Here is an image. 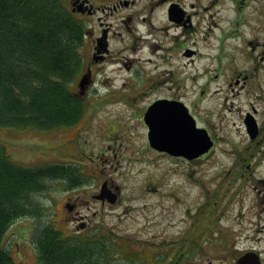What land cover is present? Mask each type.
Returning a JSON list of instances; mask_svg holds the SVG:
<instances>
[{"label":"rangeland","instance_id":"rangeland-1","mask_svg":"<svg viewBox=\"0 0 264 264\" xmlns=\"http://www.w3.org/2000/svg\"><path fill=\"white\" fill-rule=\"evenodd\" d=\"M141 2L123 9L122 14L132 10L140 13ZM259 3L263 9L264 3ZM217 7L220 5L214 8ZM230 14V18H235ZM81 16L89 20L90 26L93 24L91 28H95L94 15ZM106 20L112 28L120 29L116 14L107 15ZM204 24V21L200 22L198 30H205ZM260 24H264L263 14ZM237 25L233 22L230 26L237 29ZM240 29L245 30L244 36L250 34L247 25ZM143 34L116 33L111 38V56L94 74L95 83L86 91L89 100L86 116L76 128L47 132L0 131V140L7 145V153L18 163L41 166L76 160L75 164L86 178L81 186L72 189L64 188V182L55 178L48 179L39 201L29 199L28 206L41 207V214L15 219L5 234L8 248L19 264H36L32 235L39 226L50 224L66 236L77 232L76 222L65 219L68 214L63 202L70 196L87 200L86 204L79 205V210L88 218L89 228L99 225L113 235L115 242L124 244L122 254H114L111 264H132L126 256L142 264H193L189 238L194 231L200 233L207 227L210 230L225 229L224 235L222 239H214L211 246L201 248L203 250L198 252L195 260L197 263H206L204 258L208 255L216 264H235L234 255L229 252L233 240L239 247L254 240L255 246L264 248V196L259 192V188H264V181H253L251 177L244 178V181L238 179L243 164L234 163L230 142L222 144L228 152L217 147L196 160L162 156L145 150L139 110L162 92L161 88L148 84L145 78L165 68L176 71L183 67L184 71L187 65L172 57L165 62L154 56L149 59ZM161 35L157 34V37L161 38ZM194 40L199 55L194 59V66L189 64L187 71L195 68L191 76L195 79L199 97L197 118L203 121L209 115L218 123L215 118L223 96L219 93L212 99L208 91L222 87V81L210 82V89L202 96L198 91L204 88L205 75L210 73L206 66L212 65L213 61L207 54H215L218 40L208 33H195ZM234 42L229 39L219 47L221 58L226 51H235ZM164 44L169 45L167 40ZM200 74L204 76L198 77ZM129 97L133 100V107L124 101ZM211 101L215 108L209 107ZM110 122L112 130L106 129ZM236 138L241 139V135ZM239 147L235 146L232 151L250 157V148L239 151ZM244 173L248 174L247 169ZM103 180L118 186L119 194L113 202H106L101 207L100 202L91 196L98 192ZM92 211L96 212L95 216Z\"/></svg>","mask_w":264,"mask_h":264},{"label":"flooded vegetation","instance_id":"flooded-vegetation-1","mask_svg":"<svg viewBox=\"0 0 264 264\" xmlns=\"http://www.w3.org/2000/svg\"><path fill=\"white\" fill-rule=\"evenodd\" d=\"M138 1L140 0H94V3L90 0L76 1L77 3L88 4V7L82 6V13L85 15L92 13L96 20L95 28H88L85 31L88 43L85 47L87 60L84 65L85 69L87 66L91 69V78L87 89L94 83V74L101 63L111 56L110 40L112 37L114 38L116 33H144L142 38H144L149 59L150 56H154L156 59L159 58L165 62L166 59L172 57L187 65L184 71L181 69L183 67L177 68L176 71L173 68H165L164 71L145 78L148 84L162 90L161 94L152 98L148 103H144L139 110L144 128L142 136L145 140V145H143L145 150L149 149L151 153L162 156H171L165 151L152 148L148 142L149 119L145 118V114L150 103L162 100L161 107L163 110L175 116L176 119H180L177 116L183 108L180 104L182 102L197 125L201 126L200 124L203 122L204 125L202 126L205 127L211 141L209 142L210 147L204 154L200 155V158L212 153L217 147L224 153L228 152V148L222 146V144H227V141L231 143L232 150H235V146L239 147V145H241L237 148L239 151L241 149L246 151L250 148L251 151L248 153L250 157L231 150L234 163L243 164L241 167L243 171L238 173V179L244 181V178L249 179L251 177L253 181H264V24H260L261 15H264V8L262 9V5L259 3L260 1L264 3V0H142V5L139 8L140 13L132 10L122 14L123 9L134 7ZM216 5H220L222 10L218 7L214 8ZM245 5V9H243ZM112 13L117 15L120 29L112 28L106 20V16L112 15ZM229 13L235 18H230ZM202 21L205 22L206 29L198 30L197 26ZM233 22L238 24L237 29H232L230 26ZM252 22L253 25H251ZM132 23H135L134 29ZM246 25L250 34L244 36L245 30L240 29V27L245 28ZM195 33H208L210 37H216L218 40L215 54L211 55L210 52L207 54L213 61L212 65L207 64L208 66H206L210 73L205 75L207 79L203 85L204 88L198 90L199 95L202 96L204 91L210 89V82L222 81V87L208 91L212 99L219 93L223 96L218 105L217 118H215L218 123L214 122L209 115L204 117L203 121L197 118L199 97L197 96L195 79L191 76V72H194L195 68L191 69L192 71H187L189 64L194 66L196 57L199 55L195 46ZM261 33L263 34L260 35ZM104 34L106 36V48L102 45L103 40L100 42L101 46L97 43V39L102 38ZM157 34L163 35L158 38ZM229 39L235 40L232 46L235 51H226L223 57L225 59H223L219 47ZM135 40L136 38H133L136 43ZM166 40L169 45L164 44ZM125 67L129 69L127 65ZM202 76L204 74H200L198 77ZM240 94L242 95L241 98H239ZM124 101L133 107L132 98H125ZM209 107L215 108L212 101ZM227 117L230 119L226 120ZM237 119L238 122L236 123ZM186 123L190 126L188 121ZM112 126V122H110L106 129L112 130ZM238 135H241V139L236 138ZM245 141H247L246 144H244ZM237 142L239 144H236ZM198 157L190 160H196ZM174 158H182V156L177 155ZM246 169L247 175L244 173ZM102 184V190L107 195L111 196L112 192L117 194L119 191L118 186H112L107 180H103L100 186ZM254 186L257 185L254 184ZM99 191L93 193L92 197L94 198V195H97ZM259 192L264 196V188H259ZM105 194L102 192V196L106 198ZM97 200L101 207L106 203L105 200ZM66 201L71 208L66 219L76 222L75 229L77 232L88 229V220L86 221L88 218L78 209L80 203L86 204L87 200L81 201L79 198L70 196L67 197ZM95 214L96 212L92 211V215ZM83 221H86V224L77 229V224L79 223L78 225L81 226ZM224 230L221 228L210 230L207 227L202 229L200 233L193 232L189 238L192 246L190 249L194 255L193 264H216L209 259L210 256L208 257V255L204 258L206 263H197L195 260L198 252L203 250L201 248L211 246L214 239H222ZM234 243V240L231 241L229 248V252L234 255L232 257L234 261L239 257H244L243 264H257L256 258L258 257L260 264H264V248L255 246L254 240L243 247Z\"/></svg>","mask_w":264,"mask_h":264},{"label":"trees","instance_id":"trees-1","mask_svg":"<svg viewBox=\"0 0 264 264\" xmlns=\"http://www.w3.org/2000/svg\"><path fill=\"white\" fill-rule=\"evenodd\" d=\"M84 30L67 0H0V131L43 132L84 116L86 101L74 87L84 64ZM7 152L0 140V264H19L5 240L8 226L18 216L41 214L28 201H39L48 179L80 181L74 164L22 165ZM32 236L37 264H111L122 251L108 243L107 232L68 239L45 224Z\"/></svg>","mask_w":264,"mask_h":264},{"label":"water","instance_id":"water-1","mask_svg":"<svg viewBox=\"0 0 264 264\" xmlns=\"http://www.w3.org/2000/svg\"><path fill=\"white\" fill-rule=\"evenodd\" d=\"M77 8L79 9V5ZM89 74L90 70H87L78 82L77 86L80 93H83L85 85L89 82ZM161 102L162 100H158L152 103L145 115V118L149 119L148 138L150 145L174 155L182 153V155L187 157L192 156L190 154L194 149L196 150L194 155L204 152L209 146L204 130L195 128L192 119L187 116L184 106L181 104L183 108H181V112L177 116L180 119H176L175 116L163 110ZM184 117L186 119L190 118V126H188ZM102 192L103 190L101 189L99 196H102ZM243 261L244 258L240 257L237 260V264H243Z\"/></svg>","mask_w":264,"mask_h":264}]
</instances>
